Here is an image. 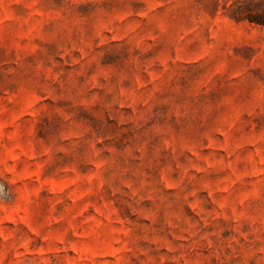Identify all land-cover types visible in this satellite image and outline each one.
<instances>
[{"label":"clouds","instance_id":"9594fccd","mask_svg":"<svg viewBox=\"0 0 264 264\" xmlns=\"http://www.w3.org/2000/svg\"><path fill=\"white\" fill-rule=\"evenodd\" d=\"M0 141L90 193L91 264H264V0H0Z\"/></svg>","mask_w":264,"mask_h":264},{"label":"rangeland","instance_id":"374dc122","mask_svg":"<svg viewBox=\"0 0 264 264\" xmlns=\"http://www.w3.org/2000/svg\"><path fill=\"white\" fill-rule=\"evenodd\" d=\"M189 48L191 46L189 45ZM10 53H4L7 58ZM191 59L178 61L191 65L201 64L202 60L197 55L191 54ZM70 68L71 65H65ZM201 75L203 71L201 70ZM210 83V81H209ZM223 138V137H221ZM7 141H0V165L5 162L9 169L21 172L26 165V172L21 176L24 184L29 185L32 196L29 201L20 207L8 203L3 193H0V253L5 245L9 246L5 264H52L59 260L62 264H91L82 259L87 254V248L72 243L67 247L61 240V234L71 241L85 240L86 236L76 228V225L88 215L81 211L82 202L87 198L83 190L76 191L77 180L71 178L72 174H55V167H49L44 163L45 156L37 159L34 149L29 147V152L23 153V148L15 150L11 146L5 152L4 145ZM208 151V149H206ZM17 153H23L17 155ZM45 199H41V198ZM68 205L75 208L65 213ZM63 217V218H61ZM43 224L39 235L35 234V225ZM119 226V225H117ZM30 241V242H29ZM112 255L98 257V259L111 260L119 264L115 259V248Z\"/></svg>","mask_w":264,"mask_h":264}]
</instances>
